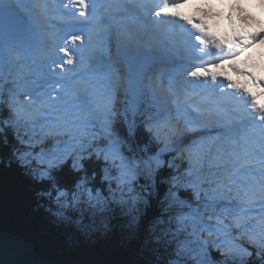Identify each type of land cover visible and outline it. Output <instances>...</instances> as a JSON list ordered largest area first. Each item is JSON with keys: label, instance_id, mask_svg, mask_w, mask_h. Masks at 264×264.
<instances>
[{"label": "snow or ice", "instance_id": "1", "mask_svg": "<svg viewBox=\"0 0 264 264\" xmlns=\"http://www.w3.org/2000/svg\"><path fill=\"white\" fill-rule=\"evenodd\" d=\"M184 3L185 0H137L138 7L164 18L153 21L157 26L180 27L181 20L191 26L190 31L183 29L185 38L177 43L183 63L174 69L175 81L157 77L151 81L150 89H145L131 60L124 74L110 58L105 59L103 26L107 23L108 5L98 9L95 0H68L64 8L71 20L57 34L55 44L63 55L52 61L60 69L56 74L61 77L57 82L61 87L55 96L29 99L25 106L7 102L9 116L0 119V138L9 147L10 155L0 156V165L10 168L16 164L31 181L47 183V190L36 195L54 202L58 217H64V209L81 204L104 211L115 203L126 209L129 225L136 226L151 207L149 201L158 182L170 185L164 211L174 205L181 209L185 206L173 189L191 188L197 200H201L203 191V210L197 207L186 214L169 216L167 223L171 225L175 220V231L162 228L155 237L157 242L176 243V258L159 264H249V258L254 256L257 264H264V139L259 141V148L250 149L238 139L235 121L209 111L205 103L197 102L201 94L196 93L201 86L209 87L208 81L214 88L226 84L238 105L232 115L242 110L252 123L259 120L264 129V92L254 95L218 71L251 44L239 38L221 42L210 36L201 21L184 17L177 10ZM260 6L264 8V0ZM25 28L18 0H0V48L7 57H17V42ZM256 39L251 37L252 41ZM229 67L264 87V80L257 81L252 73L234 65ZM149 93L153 101L162 103L164 112L155 116L141 112ZM121 94L123 101L119 99ZM121 103L125 105L123 112L118 106ZM9 128L23 147L9 145ZM200 128L212 129L214 134L187 149L175 147L184 142L182 138H190L187 133ZM141 130L147 137L143 142ZM153 143L162 147L153 151ZM37 146L39 151L35 150ZM173 150L176 156L166 161L163 154ZM177 159L187 161V171L183 175L177 171L167 180L161 178L165 167L179 168ZM93 165L100 169V188L89 186L97 176L95 170L89 174ZM140 179L144 183L137 191ZM205 182L207 189L203 187ZM105 183L107 195L102 191ZM257 204L260 214L252 217L250 213ZM164 223L162 216L157 217L151 230L155 232L156 224ZM189 226L191 232L187 235L191 239H179ZM214 251L223 259L216 260Z\"/></svg>", "mask_w": 264, "mask_h": 264}, {"label": "trees", "instance_id": "2", "mask_svg": "<svg viewBox=\"0 0 264 264\" xmlns=\"http://www.w3.org/2000/svg\"><path fill=\"white\" fill-rule=\"evenodd\" d=\"M119 99L124 100L123 94ZM118 106L123 112L125 105L121 103ZM141 112L146 115H156L148 95L144 97ZM3 117L4 115L0 113V119ZM6 135L9 145L21 146L15 140L11 128L6 130ZM146 138V134L141 130V141L143 142ZM51 143V141L47 142L49 147ZM158 147L161 145L152 144L153 151L157 150ZM35 150L39 151V146ZM9 155V147L4 146L2 138H0V156L7 157ZM174 156H176L174 150L163 154L166 161L171 160ZM176 163L179 168L169 169L165 167L161 170V178L167 180L170 175L176 174L177 171L183 174L187 171V169L183 170L184 165L187 164L186 160L177 159ZM93 170L96 171L97 176L89 186L94 185L100 188L99 166H91L89 168L90 175ZM140 185L142 184L137 185L139 191L141 190ZM113 187H115L114 184ZM169 187L170 185L167 183L158 182L157 191L149 201L151 207L142 215L143 218L141 216L136 226H128L130 217L126 209L122 210L118 204L110 203L104 211L92 209L87 204H81L75 211H65L72 217V223L66 231L65 228L60 227V221L54 214L58 206L47 198L36 195L42 190H47V183L31 181L16 164L10 168L0 165V228L24 235L36 245V250L39 253L45 255L58 254L59 259L65 258L77 264H150V261L157 256L170 257L167 244L163 241L156 242L155 239L156 236L160 235L162 228L176 229L175 224L169 225L167 221L169 216L179 213V207L174 205L170 211H164L167 207L165 195ZM203 187L207 189L208 184L204 183ZM173 190L177 192L180 200L184 201L186 206L194 204V202H196L195 204L199 203L191 188L181 187ZM102 191L107 195L106 183ZM201 199H203V191ZM161 216L165 223L156 224V231L153 232L150 226L157 217ZM81 219L84 220V224L88 225L84 231L82 224L79 223ZM100 224L106 225L107 230L99 228L95 232L91 227V225L96 227ZM70 237L75 240L73 241ZM242 242L247 246L245 241ZM213 257L216 260L223 259L215 251ZM249 264H257V258L255 256L249 258Z\"/></svg>", "mask_w": 264, "mask_h": 264}, {"label": "rangeland", "instance_id": "3", "mask_svg": "<svg viewBox=\"0 0 264 264\" xmlns=\"http://www.w3.org/2000/svg\"><path fill=\"white\" fill-rule=\"evenodd\" d=\"M196 1L200 5V7H202L203 9H206L207 12L210 15H212V17H217V15H219L226 22H233L234 21L235 25H238L239 22H243L245 26H247L251 29V33L254 34V36L258 37V39L250 42L251 46L248 48H245L244 51H246V52H245V54L242 53L241 58L242 59L250 58L252 61H254V63H253L254 67L258 66L260 71L263 73V70L260 67L263 66V64H264V35H261V33H264V8H262L260 6L261 5L260 0H220L221 2L219 4V6L215 5V2L217 0H196ZM219 12H224V14L220 15ZM205 13H206V11H205ZM234 24H227L226 23V25H234ZM30 34H31V32L27 33L24 31L22 33V37L17 42V44L20 43V45L17 46L18 47L17 57H16L18 59L17 62L20 63L22 61L23 64L18 63V69L14 74H11L7 70V68H8L7 65H8V63L9 64L11 63L12 58L10 57V60H7L8 57L6 55H4L5 54L4 49L0 48V113L4 115L3 119H6L9 116V113H8L9 111L6 112V110H9L7 107L6 99L11 100V101H16L17 91L21 90L22 87H24L23 88L24 91L28 92V96L31 99L37 98L40 95H41L40 97L46 99L48 97L45 96V94H48V95L51 94L50 90L47 91L45 88L42 87V85H40V82H41L40 79H43L44 74H46L48 71H50L51 69L56 67L55 64H53V63H50V64H46L47 62L42 63L45 59L48 60L47 53L49 52V49L51 50V48L53 46L51 47V44L48 40L43 41V43H42L40 41V38H38L36 40L32 39L30 37ZM131 40H133V37L131 38ZM26 57L28 58V60ZM4 58H6V60ZM12 62L13 63L11 65H13V64L17 65L16 60L14 61V59H13ZM26 62H28V63L26 64ZM110 62L113 63L116 67L121 68L122 72L124 74H126L125 70H127V63L123 59L121 53H118L115 59L112 55ZM147 64H150V63H147ZM247 66H249V65H247ZM12 67H14V66H12ZM135 67L137 70V66H135ZM145 67H149V65L142 66L141 72H139L137 70L138 77L142 81V84L144 83V81L146 79L151 80V81L154 79L152 76H149V77L147 76V69H143ZM7 74H8V77L6 76ZM167 76L168 75H166V74L163 75L164 78H166ZM6 79L8 81H6ZM143 87H144V84H143ZM8 91L12 92V93H7ZM39 93H40V95H39ZM29 97H28V99H30ZM18 100L21 101V99H19V98H18ZM213 133H214V131L212 129L202 128L200 130H197L194 134V135H196V137L198 139L197 145L199 144V142L202 139L206 140L207 137L209 135H212ZM196 137H195V139H196ZM175 147H178V146L176 145ZM169 152H171V151H169ZM184 166L185 167L183 170H186L188 165L186 164ZM253 171H255V169H253ZM180 174L183 175V173H180ZM143 183H144L143 179H140L137 182L136 187L138 184H143ZM205 183L207 184V182H205ZM137 191H139V190H137ZM195 203L196 202H194V204H189L190 207H189V205L186 206L184 204L185 206L182 209L179 208V213L186 214V213L190 212L192 209H195L197 207H200L201 210H203V203H204L203 199L199 200L200 204L199 203L195 204ZM75 209H73L72 207H69V208L63 210L64 211V217H58L57 216L58 220L60 221V227L65 228L66 231L68 230V227H70V225L72 223V217L70 215H68L67 213H65V211H68V210L69 211H75ZM217 211L219 212L220 210L217 209ZM259 214H260V206H256L255 208L252 209L250 216L257 217ZM176 215H174V216L171 215V216L175 217ZM142 218H143V216H142ZM140 219H141V217H140ZM79 223L82 224L83 231H84L85 227L88 228V225L84 224L83 219H81L79 221ZM172 224L173 225L175 224V228H176L175 220H173ZM128 226H130L129 223H128ZM91 227H93L95 232L97 230H99V228L101 230H103V229L107 230V228H108V227H106V225H103V224H100L99 226L96 225V227L94 225H91ZM85 230H87V229H85ZM172 231L174 232L175 230H172ZM189 232H191L190 226L186 229V231L181 232L178 238L181 240L191 239V237H189L187 235ZM70 238L73 241L75 240L72 237H70ZM156 242H157V240H156ZM167 246H168V252L170 254V257L167 258L166 256H164V257L157 256L155 259L150 261V264H159L160 261L166 262L168 259H175L176 258L175 257V248H176L175 241H172L171 243H167ZM182 259H185V257H182ZM190 264H191V262H190Z\"/></svg>", "mask_w": 264, "mask_h": 264}, {"label": "water", "instance_id": "4", "mask_svg": "<svg viewBox=\"0 0 264 264\" xmlns=\"http://www.w3.org/2000/svg\"><path fill=\"white\" fill-rule=\"evenodd\" d=\"M51 258V259H50ZM0 264H77L68 259H59L58 254L41 256L35 244L22 235L0 228Z\"/></svg>", "mask_w": 264, "mask_h": 264}, {"label": "bare ground", "instance_id": "5", "mask_svg": "<svg viewBox=\"0 0 264 264\" xmlns=\"http://www.w3.org/2000/svg\"><path fill=\"white\" fill-rule=\"evenodd\" d=\"M34 1V3L35 2H37L38 0H33ZM186 1V0H185ZM18 3H19V1H18ZM38 9L40 10V9H42V10H46L47 9V6L45 5V4H42L41 5V7H38ZM38 13V12H37ZM50 14L52 15V13H51V11H50ZM53 16H54V14H53ZM56 17V16H55ZM24 18H25V20L27 21V22H29V25H32L34 28H36L37 26H40V23L38 22V20L37 19H34V20H31L30 21V18L29 17H25L24 16ZM26 23V22H25ZM152 24H154L153 23V21H151L150 22V24L148 25V26H145V28H143V29H147V30H149V29H152L154 26H155V29H153V31L155 32V33H157V36H156V38H155V40H151V46L153 47V49H154V52L156 51V49L158 48V43H160V42H162V40L161 39H166V35H165V33L164 32H161L160 34L158 33V31H155L156 29L158 30V26L157 25H152ZM42 26H44V27H46L43 23H42ZM128 28V25H125V30ZM39 29H41V28H39ZM26 30H29V31H31V32H34V33H40L41 31H38V30H30V29H26ZM136 32V31H135ZM132 36H135V38H140L139 37V35L138 34H136V33H134V32H132ZM126 38V37H125ZM126 40V39H125ZM178 41H181L180 39H177ZM126 43H128V42H125V44ZM133 43H138V42H136V41H134ZM163 44H169V43H171V40L170 39H166V40H164L163 42H162ZM56 50L55 49H53L52 51H50L49 50V52L47 53V55L49 56V57H54V55H55V52ZM178 53H181V51L179 52L178 51ZM245 54V53H244ZM34 57V56H33ZM38 61V60H37ZM40 62V61H39ZM44 62H46V60H44L42 63H44ZM35 63V62H34ZM46 64H50L49 62H47ZM20 66V65H19ZM25 67V66H24ZM22 68V67H21ZM57 69H59V68H57ZM20 72V71H19ZM57 72L59 73L60 71H58L57 70ZM23 73V72H22ZM30 73V72H29ZM34 74V73H33ZM10 75V74H9ZM7 77H8V74L6 75ZM55 76V75H54ZM29 80V79H28ZM6 81H8L7 79H6ZM164 81H167V80H164ZM33 82V81H32ZM35 82V81H34ZM13 83V82H12ZM26 86V85H25ZM24 87H22L21 88V90H19V91H17V99H16V103H18V104H20L21 106H25V101L26 100H29L28 99V97H23L22 96V91L23 92H25V93H28L27 91H24V89H23ZM13 89V88H12ZM37 90V89H36ZM36 92V91H35ZM7 93H12V92H7ZM18 98L19 99H21V101H19L18 100ZM30 98V97H29ZM31 99V98H30ZM45 99V98H44ZM201 99V97L199 98V100ZM8 101H10V100H8V99H6V102H8ZM37 102H39V101H37ZM161 102H159V104H160ZM6 111H9V110H6ZM208 135V134H207ZM6 231H8V230H6ZM8 232H11V233H14V234H18V235H22V234H19V233H17V232H14V231H8ZM24 238H26L24 235H22ZM26 239H28V238H26ZM29 240V239H28ZM35 250H36V245H35ZM36 252L38 253V254H40L41 256H44V257H47V256H52V254H48V255H45V254H42V253H39L37 250H36ZM54 254V253H53ZM51 259V258H50ZM69 262H72V261H70V260H68Z\"/></svg>", "mask_w": 264, "mask_h": 264}]
</instances>
